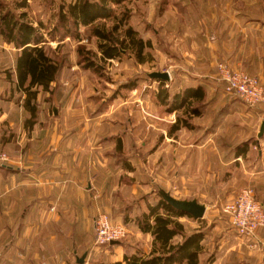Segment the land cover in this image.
<instances>
[{"label": "crops", "instance_id": "0c3cea01", "mask_svg": "<svg viewBox=\"0 0 264 264\" xmlns=\"http://www.w3.org/2000/svg\"><path fill=\"white\" fill-rule=\"evenodd\" d=\"M227 41L223 32L220 38L211 39L213 44L207 42L214 48L216 60L247 70L264 86V21L248 22ZM19 53L15 43L0 32V152L11 159L0 165V264H125V255L150 256L153 237L138 229L136 219L160 194L154 196L148 186L132 181L133 149L122 143V135L127 133H119L117 121H106V110L84 113L82 85L70 84L75 70L84 69L77 61L63 65L48 90L38 88L36 115L29 123L26 95L17 84ZM215 58L209 54L196 57V68L180 73L185 72L182 68L176 76L170 73L178 103L187 89L200 88L203 99L189 98L187 104L199 103L198 114L187 112L192 121L177 117L167 123L168 135L157 149L159 167L165 166L162 170L166 171L171 166L175 181L180 183L174 188H181L185 171L197 172L200 166L212 170L214 156L223 155L226 190L236 193L252 187L255 198L264 205V132L258 136L264 105L255 106L251 118L242 107L225 101V113L211 116L215 105L204 97L213 84L208 76ZM169 81L161 82L170 86ZM179 105L176 103L173 110L183 109L186 103ZM201 116H207L203 123L194 121ZM215 134L221 144H215ZM183 135L189 136L188 142H183ZM144 145L139 152H145ZM183 155L189 158L182 160ZM120 156L125 159L120 160ZM143 196L149 199L147 211L142 209L139 214L132 206ZM193 199L204 204L198 197ZM99 213L107 214L113 223H125L133 241L96 245L93 221ZM183 217L187 216L177 218L181 224ZM256 238L254 248L264 244V228L257 231ZM240 249L238 246L237 252ZM210 264L225 262L217 259Z\"/></svg>", "mask_w": 264, "mask_h": 264}, {"label": "rangeland", "instance_id": "374dc122", "mask_svg": "<svg viewBox=\"0 0 264 264\" xmlns=\"http://www.w3.org/2000/svg\"><path fill=\"white\" fill-rule=\"evenodd\" d=\"M73 1L0 0V23L3 24L2 18L8 14L18 22L33 25L43 37L44 42L41 44L49 54L58 60L65 58L64 65L77 61L80 68H84L75 70L77 74L70 78V84L82 85L81 102L85 106L84 113L87 110L92 114L106 110V121H117V124L121 125L119 133H127L122 135V143L126 148L133 149V155L130 156L134 163L132 181H139L148 186V190L154 191V196H159V190L163 189L170 190V194L179 199L198 197L199 200H204L207 207L204 216L206 218L194 221L183 217L182 222L186 235L203 233L198 264H210L217 259L225 264H249L257 261L263 263V242L254 248V244L257 246V238L254 239L255 242L239 237L230 223V218L223 212L225 203L234 199L242 189L236 193L226 190L225 156H214L212 170L200 166L197 172L185 171L181 188H174L180 183L175 181L171 166L167 167L166 171L162 170L165 166L159 167L161 157L157 154V149L163 145V139L168 135L167 123L177 117L192 121L187 112L199 103L190 102L183 109L174 111L172 101L177 89L172 85V80L168 86L158 79L150 78L148 74L153 71H167L169 75L171 73V76H176L180 70L184 71L182 68L185 72L180 73H186L190 67H195L196 57L209 54L213 60L215 51L207 42L212 43L211 39H214V36L220 38L223 32L227 41L229 37L236 36L248 22L255 19L264 21V0H123L119 5H112L116 19L108 17L96 22L110 31L113 43L120 48L119 56L113 59H102L97 49L99 40L95 36L89 37L86 27L79 26L77 38L65 35L62 28L54 33L60 19V6L66 7ZM121 17L122 26L111 31ZM128 27L132 28L135 39L145 44L140 55L135 47L129 45L125 35V29ZM122 41L123 48L120 44ZM89 63L93 64L87 67ZM212 63L213 72L208 78L213 84L208 87L204 97V101L215 105L211 116L225 113V101H230L235 106L242 107L244 114L252 118L255 106L246 105L239 97L227 94L217 75L220 63L227 64L234 70L246 73L247 70L237 69L227 61L216 60ZM205 117L207 116H201L194 121L203 123ZM214 137L215 144H221V140H216L218 134ZM188 138L189 136L183 135V142H188ZM142 143L145 144L144 153L139 152ZM170 157L172 160V156ZM185 158L189 157L183 155L182 160ZM119 159L125 157L120 156ZM194 159L196 160V157ZM198 159L199 156L197 161ZM148 201V197L143 196L134 201L135 207L132 208L139 214L142 209L147 211ZM138 202H142L139 207ZM151 203H154L153 197ZM132 236L129 228L127 236L119 242L133 241ZM138 239L142 240L140 237ZM176 239L177 242L182 240L179 237ZM249 245L251 247H248ZM238 246L241 247L239 252ZM238 253L241 257H238Z\"/></svg>", "mask_w": 264, "mask_h": 264}, {"label": "trees", "instance_id": "16d2710c", "mask_svg": "<svg viewBox=\"0 0 264 264\" xmlns=\"http://www.w3.org/2000/svg\"><path fill=\"white\" fill-rule=\"evenodd\" d=\"M123 0H74L60 6L59 22L54 29L56 33L60 28L64 29L67 36H79L78 28L83 26L88 28V36H95L99 41L97 49L102 59H113L119 56L120 48L113 43L106 28L96 23L108 17L116 19L115 11L112 5H119ZM3 24L0 32L6 36L9 41H13L20 49L16 64L17 84L25 93V108L30 113L29 123L36 115V97L38 88L48 90L50 84L55 81L60 69L63 67L64 60L55 59L46 48L41 44L43 37L37 29L25 22L14 20L12 15L3 16ZM96 23V25H94ZM98 24V25H97ZM123 24V19L118 18L117 23L112 30H117ZM125 35L129 40V45L135 47L140 55L144 43L135 39L132 28L125 29ZM125 38V40H126ZM124 41L120 42L123 48ZM93 63H89L87 67ZM196 101L203 99V92L200 88L187 89L179 101L177 96H173V108L187 105L189 98ZM166 104V102H165ZM185 105V106H186ZM190 113L198 114L196 107L189 109ZM186 122L185 120H183ZM190 215L180 212L171 207L161 196L154 205H148V211L142 213L136 219L138 229L143 233H150L153 237V250L151 255L143 257L141 255L124 256L125 264H197L200 253V241L203 233H191L186 235L183 232V225L177 221L178 217ZM199 221V220H198ZM181 237L182 240L174 243V237ZM114 264H122L117 262Z\"/></svg>", "mask_w": 264, "mask_h": 264}, {"label": "built area", "instance_id": "2783aa9c", "mask_svg": "<svg viewBox=\"0 0 264 264\" xmlns=\"http://www.w3.org/2000/svg\"><path fill=\"white\" fill-rule=\"evenodd\" d=\"M218 80L224 91L239 97L246 105L264 104V87L259 79L243 72L231 69L220 63L217 68ZM9 155L0 152V165L10 161ZM223 212L230 218V223L239 237L254 240L257 231L264 227V205L255 198L252 187H243L236 197L225 203ZM95 244L108 245L110 241H121L128 234L124 223H113L107 214L99 213L93 221Z\"/></svg>", "mask_w": 264, "mask_h": 264}, {"label": "water", "instance_id": "95a60500", "mask_svg": "<svg viewBox=\"0 0 264 264\" xmlns=\"http://www.w3.org/2000/svg\"><path fill=\"white\" fill-rule=\"evenodd\" d=\"M152 79H158L161 81H169L170 75L167 71H153L148 74ZM56 113V110H55ZM264 132V122L261 124L258 136L261 137ZM161 198L166 201L171 207L179 210L182 213L188 214L194 219H202L204 217L206 206L199 203L196 199H179L170 194V192L163 189L159 190ZM119 241L113 240L109 244H117ZM83 259H80V263Z\"/></svg>", "mask_w": 264, "mask_h": 264}]
</instances>
